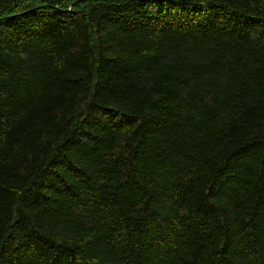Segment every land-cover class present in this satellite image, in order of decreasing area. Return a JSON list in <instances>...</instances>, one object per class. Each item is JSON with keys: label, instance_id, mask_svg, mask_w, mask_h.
<instances>
[{"label": "trees", "instance_id": "16d2710c", "mask_svg": "<svg viewBox=\"0 0 264 264\" xmlns=\"http://www.w3.org/2000/svg\"><path fill=\"white\" fill-rule=\"evenodd\" d=\"M0 264H264V0H0Z\"/></svg>", "mask_w": 264, "mask_h": 264}]
</instances>
